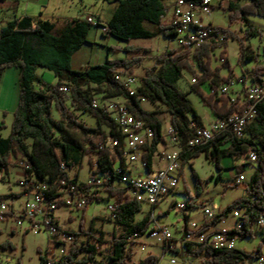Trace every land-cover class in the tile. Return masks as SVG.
Returning a JSON list of instances; mask_svg holds the SVG:
<instances>
[{
	"label": "trees",
	"instance_id": "16d2710c",
	"mask_svg": "<svg viewBox=\"0 0 264 264\" xmlns=\"http://www.w3.org/2000/svg\"><path fill=\"white\" fill-rule=\"evenodd\" d=\"M108 1L116 3L117 6L112 18L106 24L98 18L99 25L108 29L105 35L130 42L152 39L158 33L170 40L177 34L176 27L171 22H165L166 0ZM242 1L230 0L229 2L231 25L242 21L245 23L243 38L261 36V30L250 25L247 16L264 18V0H247L246 3ZM146 23L155 27L156 31L148 29L145 26ZM92 28V24L85 19H74L59 26L49 20L35 19L28 15L9 22L1 29L0 80L4 70L17 68L20 73V94L10 135L0 138V172H9L13 158H27L30 165L27 172L46 181L51 194L55 197L62 195L60 193L62 189L74 186L73 195L79 193L86 200L85 211L89 205L96 201L100 202L104 198L99 195L97 189L91 191L92 185L79 184L78 175L76 174L73 178L70 171L81 167L86 156L95 154L98 168L94 174H109L110 176V179L104 181L103 189L106 191V198L114 199L118 205L117 217L113 221L117 227L121 228L122 233L114 238L108 250L109 254L103 257V251H99L98 246L89 240L86 243H77L82 233L93 237L91 233H86L83 221H81L82 233L73 232L77 237L75 243L67 255L55 264H156L159 262L156 256H149L139 263L131 262L134 247L138 244L133 236L137 233L142 236L149 229L152 219L149 215L141 221L136 220L137 214L143 210V205L131 197L128 187L119 185L121 183L115 172L117 159L123 167L125 166L122 151L117 148L115 152H112L105 146L106 142L110 143L109 140L116 141L117 144V138L121 139L120 132L112 117L92 107L93 96L85 87L93 84L101 90L105 88L109 97L125 98L132 114L154 129L155 137L152 145H146L142 155L149 169L154 165V159L163 142L164 125L159 118L158 111L147 110L137 97L130 96L114 79V75L118 72L128 71L133 74L136 67L142 66L143 57L107 59L104 63L89 65L82 71L72 69V57L88 42L87 38ZM219 29L225 34V40L222 42L224 49L221 52L225 60L223 66L227 67L230 74L233 70L229 64L227 47L231 39L239 42L240 61L244 58L247 60L256 58L257 53L245 44L241 36L235 35L228 28ZM215 47L216 45L204 47L194 55L201 73H196L190 60L184 56V54L192 53L191 49H184L180 53L165 50L157 58L154 66L148 68L141 78L139 96L146 98L147 103L153 106L165 107V112L169 116V124L174 128L181 146L192 137V123L198 126L203 125L188 94L178 86L184 69L189 70L198 78L197 83L192 86L193 91L199 95L203 105L208 107L216 118L226 119L240 110L238 104L229 102L228 97H217V87L221 82L229 79L220 76L221 68L212 71L210 67L211 51ZM123 51L131 53L140 50L129 45L123 48ZM39 69L52 72L58 81L57 86L52 87L39 77L37 75ZM260 69L264 70L263 67ZM260 69L256 67L252 71L258 81H260ZM63 82L72 85V87L68 86L71 89L72 104L93 116L98 122L96 128L88 127L73 116L67 105L68 97L58 90ZM207 82H210L213 93L206 94L202 90L201 86ZM34 85H37L39 89H36ZM53 107L59 114L58 118L53 117ZM256 109L258 111L255 122L248 127L243 140L231 134H224L182 155L184 164L202 152H206L207 157L216 163L219 170L222 169L221 161L224 158L241 159L248 155L250 150L258 155L259 161L255 163L257 171L246 187V196L218 213L204 229L207 230L216 225L233 211L241 210L243 214L239 218V223H243L242 230L231 233L237 234L238 240L255 237V223L264 218V99L256 106ZM0 127L5 128L3 121ZM73 133H78L80 139L74 138ZM116 144L113 146H117ZM89 163L93 169L94 161L90 159ZM243 168L244 165L237 167L238 170ZM195 178L198 182L200 181L196 175ZM238 185L239 182H235L233 187ZM3 199L5 198L0 196V201ZM57 204L60 209L65 202L59 200ZM259 228L262 229L264 235V225ZM28 233L25 232V234ZM98 241L102 242L101 239ZM187 248L188 253L200 258L203 264H248L250 259L264 256V238L253 250L255 256L241 249L221 250L205 245H199L194 249ZM98 256L102 258L97 259ZM41 264H48V258L41 256Z\"/></svg>",
	"mask_w": 264,
	"mask_h": 264
},
{
	"label": "rangeland",
	"instance_id": "374dc122",
	"mask_svg": "<svg viewBox=\"0 0 264 264\" xmlns=\"http://www.w3.org/2000/svg\"><path fill=\"white\" fill-rule=\"evenodd\" d=\"M20 2V12H23L25 8L28 9V13L35 18H42L43 20H49L51 22L57 23L62 26L68 21L74 19H83L85 17H93L96 20L101 19L103 24H106L113 16L114 11H116V3L110 2L108 0H18ZM215 7L213 8L212 14L205 17V23L212 24L219 28H228L237 36L244 37L245 34V23H230L229 8H222L219 6L220 0H214ZM175 0H166L165 5L167 8H172ZM229 0H222V3L229 7ZM247 0H243L242 3H246ZM1 13V10H0ZM42 14V15H41ZM171 14H167L165 17V22H170ZM247 19L253 27L261 30V36L253 37L250 39L243 38L245 44L250 46L254 52L257 53L256 58L252 60H247L244 58L240 61V45L237 40L231 39L227 47V56L231 69L235 72L236 76H241L252 72L256 66L264 68V18L258 16L248 15ZM1 22V21H0ZM145 26L150 30L156 31V28L146 23ZM1 28V23H0ZM90 38L95 39L97 44L92 50L91 63L98 64L104 63L105 60L111 59H124L133 57H143L142 66L136 67L133 75L139 80L144 76L145 71L148 68L154 66L157 62V58L165 50H174L180 53L184 50L182 46L175 47L174 44H170L169 40L165 39L161 34L152 39H139L132 40L130 42L120 41L114 37L105 35L103 33V28L98 29L92 28L90 31ZM132 46L138 48L139 52L127 53L123 51V48L127 46ZM174 47V48H172ZM120 49V50H117ZM88 51V48H87ZM219 52L212 55L211 59V69L214 71L216 68H221L223 78L228 77V69L223 66L217 57ZM190 63L194 67L193 69L196 73H201L196 61L191 59ZM38 74L44 75L43 79L48 85L52 87L57 86V79L54 74L48 70L39 69ZM221 74V73H220ZM13 74L8 73L0 90V123L3 121L5 128L0 127V138H6L10 135L11 126L14 119L13 108L17 107L18 101L16 100L18 88ZM196 76L189 70L184 69L182 78L179 81V88L188 94V98L192 105L198 112V114L203 118L204 124H207L213 119V112L204 106L199 95L193 91V78ZM230 78V76H229ZM228 78V79H229ZM62 85H67L72 87L68 82H63ZM37 89L38 86H35ZM89 89L92 96L97 99L108 98V93L101 90L97 86L91 84L85 87ZM206 94H210L211 88L210 83L205 84L203 87ZM242 86L237 84L236 90L240 91ZM67 105L73 114L77 117L80 122H83L88 127L96 128L98 126L97 120L90 114L82 111L76 105H73L71 96H67ZM217 97L220 96L219 91L217 92ZM17 103V104H16ZM144 107L149 111H158L159 118L163 122V132H166L167 123L169 122L168 113L165 112V107L161 105L153 106L150 103H145ZM16 110V108H15ZM53 117L58 118L59 114L55 107H53ZM74 138L80 139L78 133H73ZM110 142V140H109ZM164 147H159L158 153L154 162L158 164L163 156ZM96 155L86 156L81 164V167L74 168L70 171L71 177L78 175V183H88L92 175V169L90 167L89 160H96ZM14 158L12 159L13 170L12 172H0V196L5 199L1 200L7 205L11 206L14 204L16 209H21L24 205L25 199L20 194L16 198L11 197V190L18 193L22 191L19 181L23 178V171L16 167L14 164ZM244 165L243 169H237ZM128 166L132 171L133 176H147L148 169L142 166V163L128 162ZM183 168H181V179L178 189L174 193H171L165 200L161 201L156 207H150L147 203H142L143 210L141 213L137 214L136 220L141 221L146 216L150 215L151 227L155 224L160 226H169L173 232L176 240H179L183 234L184 229L187 224L192 222L198 225L204 222V212L205 210H210L216 215L222 212L231 204H234L237 200L246 196V187L252 181V178L257 171V165L255 163H250L248 161V155H245L241 159H230L224 158L221 161L222 169L219 170L216 163L212 162L209 157H207L206 152H202L199 156H196L186 163H184ZM243 174L245 177L244 182H239L237 187H233L235 182H238V176ZM195 175L200 180L199 182L195 178ZM220 176V177H219ZM119 184V183H118ZM125 186L124 184H119ZM98 193L104 199L100 202L89 205L86 210H79L74 204L70 205L66 203L62 208L58 209L56 217L60 227L64 230H69L75 233H82L80 229L81 221H83L84 229L86 233H91L93 237L85 235L84 233L77 239L78 244L86 243L89 240L91 243L98 246L99 251H103L106 257L109 254V249L112 241L116 236L122 233L121 228L117 227L114 221L108 218V207L114 201V199H107V194L103 188H97ZM65 200L69 201L70 196L68 193L63 192ZM0 201V202H1ZM178 204H185L188 208L184 211H179L175 207ZM243 212L240 211L239 216L242 217ZM153 217L156 219L154 220ZM239 217V218H240ZM239 220L237 221V225ZM235 220L233 215H229L224 219L219 226L222 228L232 229L234 227ZM2 225L0 222V263L1 264H41V256L49 257L58 247L51 240L48 232H31L25 234L22 230V225L19 226L17 222L12 223L11 221ZM28 224L25 223V227ZM8 227V228H7ZM92 229V231H91ZM193 230V228H192ZM256 235L253 238H244L243 240H237L236 248L245 250L255 256L253 250L257 248L261 240L264 238L262 229L255 227ZM101 239L102 242L98 240ZM10 244V245H9ZM146 252H142L141 245L134 247L132 263H139L147 258L148 253L158 254L160 259L162 257V252L157 249L151 241L147 240ZM194 249L193 244H188L185 247H178L177 251H168L162 259V264H170L172 259L176 260L177 264H203L201 259L198 257H193L188 253V248ZM102 258L98 256L97 259ZM251 264V261L248 262Z\"/></svg>",
	"mask_w": 264,
	"mask_h": 264
},
{
	"label": "built area",
	"instance_id": "2783aa9c",
	"mask_svg": "<svg viewBox=\"0 0 264 264\" xmlns=\"http://www.w3.org/2000/svg\"><path fill=\"white\" fill-rule=\"evenodd\" d=\"M219 6L228 8L222 3V0L219 1ZM214 7V0H175L171 10L166 7L167 14H171L170 22L177 29L176 36L171 38L169 43L174 44L175 47L191 46L192 53L184 54V56L194 60V55L200 52L204 47L216 45L211 51L212 55L219 52L217 57L219 62L223 65L225 60L221 56V52H223L222 50L224 49L222 42L225 40V34L219 27L205 23L204 20L205 17L212 14ZM85 20L91 23L93 28L102 27L103 33H108L107 27L100 26L98 20L95 18L88 17ZM255 77L256 75L254 72H249L242 75V77L234 76L229 78L228 81L221 82L216 92L231 91V100H229V102L235 105L238 104L240 110L226 119L216 118L209 126L203 127L192 123L191 129L193 134L185 145H180L179 139L175 135L174 128L168 122L166 132H163L162 143L168 142L174 146V149L163 154L162 160L164 162V167L159 169L155 174L147 176H133L132 171L129 169L128 162L136 163L140 161L142 166L148 169L147 164L142 159V155L145 152L144 147L146 145H152L151 143L155 137L154 129L143 120H129V113H131V110L125 98L108 97L100 100L92 97V107L100 109L105 114L112 117L120 132L121 139L117 138V146H107V142L105 146L112 152H115L117 148L122 151L125 159V166L123 167L120 160L117 159L115 172L118 181L129 188L131 197L135 198L138 202H147V205L154 208L171 193H174L175 190L178 189L181 179L180 174L184 159L182 155L184 152H191L188 151V144L190 142L194 140L199 141L200 137H213L214 140L217 136L224 134H231L237 139L243 140V134H236V126H238L241 120L247 119V112L252 111L251 108H253L254 99L259 98L258 90L260 86H264V70L263 74L261 73L260 75V81L256 80ZM114 79L130 96L137 97L142 104L147 103L146 98L139 96L141 80L133 74L128 71L118 72L114 75ZM197 81V77L193 78L192 84L197 83ZM237 84L242 86L240 91L236 90ZM58 90L66 96L71 95L70 90H65V85H61ZM210 93H213V91L211 90ZM253 154V150H250L248 153V161L250 163L253 162ZM14 164L24 173L23 178L19 181V185L26 200L24 205L21 206V209H16L15 206H9L1 201L0 222H2V225L6 224V226L10 221L12 223L21 222L24 232L46 231L51 240L52 238H59L58 250H55V252L48 257V264L58 263L67 255L77 237H75L72 231L64 230L60 227L56 217L58 211L57 203L59 200H63L65 205L66 203L70 205L74 204L79 210H83L86 207V200L79 193L73 195L75 191L74 186L62 189L60 191L62 195L55 197L51 194L49 184L46 181H42L40 178H37L35 174L27 172L30 169L29 160L27 158H14ZM97 168L98 164L94 161L92 175L88 181V184L92 185L91 191L97 188H103L104 181L110 179L109 174H94ZM243 181H245V177L243 174H240L238 176V182ZM63 192L68 193L71 200H65ZM29 203H38L39 211H27V204ZM117 206V203L113 201L107 209L108 218L112 221L117 217ZM175 208L179 211H184L188 207L185 206V204H178ZM240 211L241 210H235L230 214L233 215L235 220L232 229L219 226V224L227 218L226 217L216 225L204 230L208 224L213 221L215 216H217L216 213L205 210L203 224L198 225L195 222L187 224L184 229V234L179 240H176L169 226H160L159 224H155L152 227L150 225L149 229L142 236H139L138 233L134 234L133 239L138 242L136 246L141 245L142 252H146L145 242L147 240L151 241V243L162 252L161 259L153 253H148L147 257L156 256L159 259V262L156 264H162V259L168 251L174 253L177 251L178 247H185L190 243L195 247L205 245L221 250L237 249L236 243L238 235H233L231 233L232 231H238L237 221L240 217ZM153 219L156 220L154 217ZM25 223L28 224L27 227H25ZM261 225H264V218H261L255 223L256 227ZM250 260L251 264H264V256ZM170 264H177V262L172 259Z\"/></svg>",
	"mask_w": 264,
	"mask_h": 264
},
{
	"label": "crops",
	"instance_id": "0c3cea01",
	"mask_svg": "<svg viewBox=\"0 0 264 264\" xmlns=\"http://www.w3.org/2000/svg\"><path fill=\"white\" fill-rule=\"evenodd\" d=\"M20 6L21 5H20V2L18 0H0V10H1V13H0V21H1L0 22L1 23L0 32H1V29L4 26H6L9 22H11V21H13V20H15L17 18H22L24 16H28L29 15L27 8H25V10H23V12H20V10H21L20 9ZM165 7H167V6L165 5ZM29 16H31V15H29ZM31 17L35 18L34 16H31ZM88 17H90V16H88ZM88 17H85L83 19H86ZM35 19H37V18H35ZM95 29H98V28H95ZM87 41L88 42L85 43L83 45V47L78 52H76L73 55V57H72L71 65H72V69L75 70V71H82V70H84L89 65L90 66L91 65H95L94 63L93 64L91 63V59H92V50H94V48H95V46L97 44V41H96V38L95 39H91L90 38V32H89ZM87 48H88V51H87ZM98 64H100V63H98ZM256 67L259 68V69L262 68L260 66H256ZM10 72H11V74H13L12 76L15 78V80L17 82L18 88L16 89V93H17L16 100L19 101V94H20V90H19V78H20V73H19V70L17 68H7L6 70H4L3 75L1 77V80H0V90H1V85L3 84V82H4L5 78H6V76L8 75V73H10ZM259 72L263 74V71L262 70L259 71ZM220 73H221L220 76L223 77L222 72H220ZM37 75L39 77H41L42 79L44 77V75H41L40 76L38 74V71H37ZM229 75H230V78L236 76L234 71L232 72V74H230V72L228 71V77L227 78H229ZM208 83H210V82H207L205 84H208ZM205 84H203L201 86V88H202L203 91H204L203 87H204ZM34 86H36V85H34ZM15 108H16V106H15ZM15 108H13V111L14 112H15ZM201 120H202V123H203L202 126L205 127V126L211 125L216 120V117L213 115V119L210 120L207 124H204L202 117H201ZM161 146H163L164 149H165L163 151V154L166 153V152H168V151H170V150H172V149H174V146H172L168 142L167 143H164V144L162 143L160 145V147ZM182 165H183V163H182ZM163 167H164V162H163L162 159H161V161L158 162V164L154 162V165L150 169L148 168V174L149 175H153L159 169H161ZM13 168H15V167L10 166L9 172H12ZM182 168H183V166H182ZM129 169H130V167H129ZM22 174L24 175V173H22ZM11 191H12L11 192V197L12 198H16V197H18L21 194L23 196V198L26 200V197L23 195V192L22 191H20L18 193L13 192V190H11ZM12 206H14V204H12ZM1 230L2 229H0V231ZM154 255L160 256L158 254H154Z\"/></svg>",
	"mask_w": 264,
	"mask_h": 264
},
{
	"label": "bare ground",
	"instance_id": "6f19581e",
	"mask_svg": "<svg viewBox=\"0 0 264 264\" xmlns=\"http://www.w3.org/2000/svg\"><path fill=\"white\" fill-rule=\"evenodd\" d=\"M230 1V0H229ZM184 49H191V46H182ZM65 90H70L71 89L65 85ZM220 96H225L226 98L228 97V100H231V91H219ZM258 97L257 99H254L253 102V108H251L252 111L247 112V119L241 120L238 126H236V134H243V137L246 136V131L251 124L255 122V119L257 117V109L256 106L264 99V86H260L258 90ZM129 120H139L137 119L132 112L129 113ZM245 132V133H244ZM213 137H200L199 141L194 140L188 144V150H192L194 147L198 145L205 144L212 140ZM116 144V141H110L107 146H113ZM253 163H257L259 161L258 155L256 153L253 154ZM143 203V202H141ZM147 203V202H144ZM186 206V205H185ZM27 211L29 212H38L39 211V204L38 203H29L27 204ZM19 226H21V222H17ZM243 223H238L237 229L242 230ZM53 243L56 246H59V238H52Z\"/></svg>",
	"mask_w": 264,
	"mask_h": 264
}]
</instances>
